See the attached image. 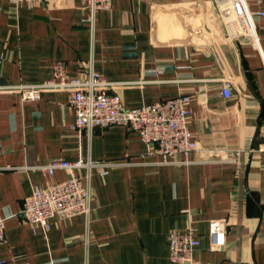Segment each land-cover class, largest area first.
<instances>
[{"label": "crops", "instance_id": "0c3cea01", "mask_svg": "<svg viewBox=\"0 0 264 264\" xmlns=\"http://www.w3.org/2000/svg\"><path fill=\"white\" fill-rule=\"evenodd\" d=\"M88 16L82 0H0V85L45 81L62 62L71 76L127 83L116 90L127 108L187 93L197 149L164 162L124 125L75 129L67 91L0 93V264H176L169 235L189 227L197 263L264 264V18L254 17L255 46L228 37L217 0H112L93 25ZM52 159L96 166L80 171L89 217L45 229L21 209L36 186L68 177L37 167ZM222 218L215 250L211 221Z\"/></svg>", "mask_w": 264, "mask_h": 264}, {"label": "built area", "instance_id": "2783aa9c", "mask_svg": "<svg viewBox=\"0 0 264 264\" xmlns=\"http://www.w3.org/2000/svg\"><path fill=\"white\" fill-rule=\"evenodd\" d=\"M10 1L34 6L44 0ZM82 1L89 11L87 20L92 25L97 12L110 7L112 3V0ZM217 1L222 9L223 6L226 8L229 5L235 16L234 27L239 33L232 36L229 30L228 37L235 39L243 36L258 46L259 37L254 17L264 18V0ZM251 2L257 7L252 8ZM126 84L122 81L108 80L95 70L84 76H71L64 63L59 62L54 66L52 78L39 83L0 85V93L13 92L20 94L25 100H36L45 91H67L69 106L76 115L73 125L75 129L93 131L96 128L124 125L129 130L138 132L147 145L155 147L150 153L163 157L164 162L176 153L189 156L197 149L198 144L192 139L187 125V118L191 113L190 94L183 93L167 100L127 108L123 104L122 96L116 91ZM222 86L225 95H230L231 81L223 78ZM94 166L96 163L85 159L75 161L52 159L44 165L37 166L51 176L58 169L68 170L69 175L66 179L48 186H36L23 202L21 209L23 218L34 227L40 225L50 229L53 218L65 220L78 214L89 217L93 193L90 185L83 182L80 171L83 168L91 170ZM226 223L227 220L224 218L211 221L212 249L217 250L224 246ZM5 241L6 223L0 214V245ZM198 245L199 239L193 227H189L184 233L172 231L169 235L171 261L176 264H205L197 263L193 258L194 249Z\"/></svg>", "mask_w": 264, "mask_h": 264}, {"label": "rangeland", "instance_id": "374dc122", "mask_svg": "<svg viewBox=\"0 0 264 264\" xmlns=\"http://www.w3.org/2000/svg\"><path fill=\"white\" fill-rule=\"evenodd\" d=\"M219 14H221V18L225 23V27H226L227 32H229V30H230L231 32H229V33L232 36L237 35L239 33V31L237 32L235 27H234V25H235L234 23H236L235 22V16L233 14V11L229 7V5H227L226 8L223 6V9L221 7H219Z\"/></svg>", "mask_w": 264, "mask_h": 264}]
</instances>
